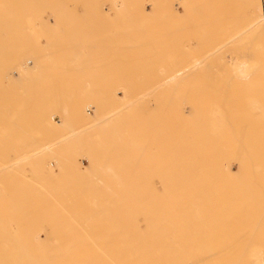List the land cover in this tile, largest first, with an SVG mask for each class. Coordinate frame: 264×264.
<instances>
[{
    "label": "rangeland",
    "instance_id": "1",
    "mask_svg": "<svg viewBox=\"0 0 264 264\" xmlns=\"http://www.w3.org/2000/svg\"><path fill=\"white\" fill-rule=\"evenodd\" d=\"M202 1L189 0L193 4L191 11L194 8L197 11L193 13L194 17H199L192 18L190 12L188 19L198 22L187 21L193 24L186 25L185 7H181L182 12L177 16L180 9L176 10L171 0H0V264H91V250H94L91 246L94 244L143 242L140 240L143 233L137 230L154 227L155 217L151 215L154 213L156 219L160 215L157 210L161 205L154 202L155 187L161 188V181L167 180H180L179 186H183L189 172V134L192 126L198 131L206 120L200 112L197 115L189 113L192 102L197 103L200 94L197 89L199 83L193 80L194 71H189L194 63L187 66L194 58L189 57V52L193 51L191 54L194 56L198 53L197 59L200 52L203 56L211 42L216 43L220 37L223 42L214 44V51L224 45L227 47L226 51L222 49L224 51L221 52L220 49L221 54L219 50L215 52L217 57L220 56L219 60L211 57L210 65L205 66L211 71L208 82L215 99V113L213 111L207 118L208 124L219 122L218 110L222 114H231L227 109L233 98L238 102L242 100V109H247L250 102L258 98V87H264V43H261L264 34L250 30L247 9L252 8L249 9L252 14L253 10L262 12L264 0H205L209 4ZM203 5H208L204 7L209 10L205 11ZM199 6L204 12L211 11V15L206 16L208 20L202 19L206 24L200 21L203 12L199 14L202 11ZM242 18L247 20L244 22ZM185 25L188 28L194 25L195 29L189 28L193 34L183 30ZM235 27L238 32H232L235 34V38H231L233 42L230 43L228 38L229 44L234 43L230 45L232 48H228L224 33L230 36L229 32ZM193 29L199 31L194 32ZM202 34H210L212 37L208 38L212 41ZM201 38L211 42L206 40L205 46L198 47ZM257 39L260 40L257 41L259 45ZM190 42L196 43L192 44L194 48ZM87 56L90 57L87 58L89 62L84 59ZM195 58L193 62L196 63ZM241 61H248L252 69L246 76L237 71L236 91L224 87V77L229 76L224 74L225 64L228 66L225 70L231 73ZM214 62H218L219 67ZM234 92L241 93V96ZM252 113L240 110L238 115ZM231 163L237 170L235 160ZM231 184L237 185L236 188ZM231 184V189H238L237 182L232 181ZM231 189L227 187L229 192ZM248 198L247 202H241L243 209L248 207L243 213L246 220L240 209L237 214L231 208L229 214L227 203L228 209L210 212L211 219L208 217V220L215 222L212 225L210 221H201L200 215L206 219L207 213L204 215V211H200L202 214L198 215V208L190 212L188 207L189 212H181L185 221L186 217L188 220L194 218L196 224L186 225L189 231H193V236L198 233L201 243L206 236L212 237L220 231V224L221 231L228 225L226 232H218L224 239H219V235L211 239L213 258L216 256L228 264H257L256 259L264 261L260 259L262 255L258 250H264V241L261 242L264 205L259 206L262 210L257 214V206ZM232 200L233 197L231 201L228 199V203L235 207ZM249 202L253 203V207L249 205L252 211ZM167 207L171 212L169 203L162 210L166 209L165 217L169 218L173 212L167 213ZM222 211L223 214L218 215ZM174 214V220H182L176 224H185L183 217L177 218L180 211ZM233 214L241 219L234 215L237 217L234 221ZM247 216L251 220L256 217V220L250 221ZM216 219L220 222L217 223ZM257 219L261 220L258 222ZM239 222L245 223L246 227L240 226ZM208 223L214 231L212 234L205 231L207 228L210 230ZM230 230L235 233L234 240ZM148 233L150 236V231ZM131 234L138 240H118ZM257 234L262 238L259 241ZM193 236L191 234L188 241L195 244L198 237L194 239ZM113 238L117 239L112 241ZM236 239L239 240L237 243ZM246 242H249V248ZM227 243L229 248L232 246L230 252ZM199 250L202 251L201 256L198 254L200 257L192 260L195 256L190 255V263L196 261L197 264L206 249ZM234 256L240 258L235 259Z\"/></svg>",
    "mask_w": 264,
    "mask_h": 264
},
{
    "label": "bare ground",
    "instance_id": "2",
    "mask_svg": "<svg viewBox=\"0 0 264 264\" xmlns=\"http://www.w3.org/2000/svg\"><path fill=\"white\" fill-rule=\"evenodd\" d=\"M61 1H63V0H61ZM150 1H152V0H150ZM171 1H173L172 6H176L175 7L176 10H179V9L181 10L183 7H185L184 8V11H185L184 16L187 18V20L185 19L186 20V23H185L186 25L188 24L187 21L188 22L189 21H192L193 23L194 22L196 23L197 20L194 21L192 18L197 19L199 16L198 17L196 16L197 18L194 17L193 13L195 14V12H197V11L194 10V9H196L194 7H193L194 9H192V11H191L190 6H192L193 4H191V2H189V0H175L176 3L174 2V0H171ZM108 2H109V0H108ZM165 2H166V0H165ZM206 2L207 1H205V3ZM144 3H146V1H144ZM202 3H204V2L202 1ZM202 3H200V4L202 5ZM200 4H198V5H200ZM207 4H209V3L207 2ZM204 6L205 7H209L208 5H203L202 7L205 8ZM249 7H251V6H249ZM199 8H201V6H199ZM186 9H187V11H186ZM249 9H252V8H249ZM249 9H247V12L249 11V16H247V17L250 19L249 20L250 22L249 21H247V22L251 23V29L250 30L256 32V34L257 33H261V31H262V33L264 34V9H263L262 12L261 11L260 12H255L253 10V14L251 13L252 11H250ZM180 10H179V12L178 11L176 12L177 16H180V13L182 12V10L181 11ZM206 10H209V8L208 9L205 8V11ZM211 10H212V8H211ZM190 12H192L191 13L192 14V18L191 19H188L191 16ZM202 12H203V14H205V17L207 16V14L211 15L210 14L211 11H210V13H208V11L207 12H204V10L202 9V11L199 12V14H201ZM203 14H201V19L199 18L200 21L202 19L203 20H206V19L208 20V17L205 18L204 16H202ZM219 15H220V13H219ZM181 16L184 17L183 15H181ZM250 17H252V18H250ZM210 19H212L211 16H210ZM210 19H209V21H210ZM218 19H221V18H218ZM242 19H244V18H242ZM203 20H202L201 23H203V22L205 23V21H203ZM246 20L244 19V22ZM209 21H207V22H209ZM184 22L185 21H183V23ZM192 22H190V23H192ZM234 22L236 24V21H234ZM180 23H181V25L183 24L182 22H180ZM190 23L188 25H190ZM215 23H217V22H215ZM235 24H233V25L230 24V25L231 26H234ZM241 24L244 25L243 22ZM186 25H185V27H184L183 30L189 31V28H191V30H192V27L194 28V25H192V27H189V28ZM230 25L227 26V27H230ZM200 26L202 27V25H200ZM200 26H198V27H200ZM241 26L242 25H239V27H241ZM247 26L249 27V24ZM82 28H84V27H82ZM197 29H199V28H197ZM203 29L204 28H202V30ZM239 29L242 30L244 28L242 27V29L241 28H239ZM183 30H182V32H183ZM191 30L189 31L190 33H192ZM211 30H209V31H211ZM228 30H231V29H228ZM245 30H247V27H246ZM196 31L197 30H194V32H196ZM227 31H226V33H228ZM235 31L238 32L237 29H236V27L233 29V31L231 30V32H229L230 36L229 35H226L223 32L224 35L226 36L225 39L227 38L225 41H226V44L228 43L227 45H229L228 48L231 47L230 45L233 46V44H234V43L233 44H229V42L230 41L233 42L232 39H233V37L235 38V34H233L232 32L235 33ZM189 32H187V33H189ZM201 32H199V35L201 34ZM211 32H213V31H211ZM204 33H206V32H204ZM213 33H215V32H213ZM231 34H233L234 36L231 35ZM189 35L191 36V34H189ZM215 35L216 34H214V36ZM219 35H220V33H219ZM224 35H223V37H224ZM190 36H188V37H190ZM203 36H206V35L204 34ZM209 36H211V35L209 34ZM209 36L207 35L206 37L208 38ZM221 36H222V34H221ZM227 36H229V37H227ZM200 37H202V36H200ZM215 37H217V36H215ZM202 38L204 39V37H202ZM202 38H201V40L203 41ZM221 38L222 37H220V39ZM228 38L229 39L232 38V39L231 40H228ZM80 39H82V38H80ZM208 39L211 40V38H208ZM208 39H206V40L208 41ZM215 39H213V40H215ZM220 39L218 41H220V43L223 42V40L221 39L222 40L221 41ZM84 40H85V37H84ZM206 40L203 41V45H200L202 41L199 40L200 41V44H198V47L199 46H205L204 42H206ZM211 41H208V42L210 43ZM235 41L236 40L234 39V42ZM257 41H260V40L257 39L256 42ZM262 41H261V43H264V41L263 42ZM190 43H191V45L192 44H196L194 42L193 43L190 42ZM211 43L212 44L210 46H212V45L214 46V44H216V43H214V41H212ZM261 43H260V46H262ZM223 44H225V42ZM221 45H216V46L218 47V46H221ZM258 45H259V43H258ZM258 45H256V46H258ZM194 46H193V48H194ZM210 46L209 47L207 46L209 49L206 48L207 50L203 53V56H201L202 55V52L199 51L200 52L199 53L200 56L198 55V58L197 59L195 57L197 56L196 54H198V53L194 52V53H196L195 56H194L193 54H191V53H193V51H191V53L189 52V57H191V58L194 57L195 60H196V63L193 62L194 61V58H192L193 60H191V61L187 60V61H189L188 64H187V66L191 62V63H194L193 65H195V67H196L195 68L196 70H195L193 68V65L190 63L191 64L190 65V68H193V69H190L189 68V71H192V70L194 71V75L195 76H193V73L192 72H190V74L194 77V78L192 77L193 80L194 81L196 80V83H199V87H197V89H198V91H200L199 93L201 94V95L199 94V98L197 100V103L196 102H192V104L190 106L189 113L191 115H197L200 112V113H202V115H204L203 117H205L206 120L209 117V115L213 113V111L215 113V110L213 108V106H214L213 104L215 102V99L212 97L213 96V93L210 90V87H211L210 85L211 84L209 85V82H208V80H209V76H208L209 74L208 73H210L211 71L209 72L210 68L208 70V67L206 68L205 66L206 65L207 66L210 65L208 61L210 60L211 57H216L217 60H219L218 57H220V56L217 57L216 54H215V52L217 50H219V53H220V49H221V52H222V51H224L222 49H225V51H226V48H227L226 45H224L223 48H220V47L217 48L216 47L217 49H216V51H214L215 46L214 47L212 46L213 48H210ZM254 46H255V44H254ZM196 47H197V45H196ZM259 48L260 47H257V50ZM94 49L95 48L93 47V50ZM228 50L229 49H227V51ZM259 50H261V49H259ZM79 52H80V50H79ZM96 52H97V50H96ZM216 53H218V51ZM190 54H191V56H190ZM105 55H107V54H105ZM88 57L89 56H87L84 59H87ZM97 57H98V55H97ZM189 57H188V59H189ZM233 57H235V56H233ZM236 57L238 58V56H236ZM23 58H26V57L24 56ZM112 58H114V57H112ZM237 58H235V60H238ZM73 59H76V57H74ZM185 59H187V58H185ZM232 59L234 61V58H232ZM88 60L89 59H87V61ZM240 60H241V58L238 61H240ZM238 61H237V63H238ZM106 62H108V61H106ZM9 63H10V61H9ZM22 63L24 64V61ZM217 63H215V65ZM248 64H249L248 61L247 62L246 61H243V62L241 61L239 63V66L237 68L235 67L236 70L235 69L233 70L234 72L232 70L230 71L231 73H227V70H225V69L228 68V66L226 67V64H225V66L223 65L224 66V74L225 75H229V76H227V78H226L225 75H223V76H225L224 78L226 80L222 76V79H223L222 82H224V80L226 81V82H224L225 83V86L224 87H230V88L233 89V91H234V89L236 91V82L238 80L237 71L241 72V74H243V75L246 76L247 73L250 71V69H252V67L249 66L250 64L249 65ZM79 65H81V64H79ZM84 65H86V64H84ZM219 65L220 64L218 63V67H219ZM234 65L236 66V63ZM234 65H233V68H234ZM1 66L2 65H0V67ZM211 66L212 67L214 66L213 65V62L211 64ZM18 67H19V65H18ZM186 68L188 70V67H186ZM217 69L220 70V68H217ZM225 71H226V73H225ZM230 74H233V75H230ZM188 78H190V77H188ZM238 94L241 96V93H238ZM238 94H236V96H238ZM257 94H258L257 95L258 98L256 100H252V101L250 100L251 101L250 104H249L250 106H248V108H247L249 110V112L250 111L253 112L252 113L253 115H251V114L250 115H238V112L240 110L241 111L244 110L246 113H247L248 110L247 109H242L243 108V107H241L242 106V100L238 102V100H236L235 98L232 97L233 99L228 103V109H227V111L229 113H231V114H222V111L221 110H218V112H217L218 114H216V116H217V121H219V122L210 125V124L207 123L206 120H205L206 122L203 120V122L199 126V130L198 131H196L197 128L195 126H192V131L189 134V157H188V165H187V169H189V172H187V177L188 178H186L185 181H183L184 183L182 184L183 186H181V187L179 186V184L182 183V181H180V180L161 181V188H158L157 186L155 187V190L153 191V195H154V199H155L154 202H156L155 204L161 205L160 206L161 208L159 207L160 209L157 210L158 211V214H160V215H157V219H156V216H155L154 213H153V215H151V216L155 217L154 218V221H153L154 224H155L154 227H152L150 229L149 228H143V229L137 230V232L138 231H142V233H143V235H140V240L143 241L142 243H138V244H130V243H124V244L111 243L110 244V243H103V244H94V245H92L91 248H94V250H91V256H90V258H91V264H193V263H190V261L192 259V256H190V255H193V257L195 256V258H193L192 260H195V259H197V257H200L201 256L200 255V252H202V251L199 250L200 248L206 249V250H205V253L201 257L202 259L199 258L200 261L198 259L197 264H224V263L225 264H228L229 263L227 261H226L227 262L226 263L224 260H221V259L219 260L218 258H216V256H214L215 259L213 258V253H212L213 252L212 251L213 250L212 249L213 245L211 244V239H212V237L214 235H219V237H218L219 239H222V238L224 239V236L220 238V233H218V232L221 231V224H220V231H216L215 232L216 234H214V235L212 234L214 231L212 232V229H211L212 226L211 225H212V222H213V224H215V222H214V220H208V217H209V214L211 215L210 212H212V211H214V212L215 211H221L225 207H226V209H228V207H227L228 205L230 207L229 208L230 210L228 211V213L232 209H234L235 212L237 214H239L238 213V209H240L241 212H242V215H243V213L245 212V210H247L248 207L245 206L246 208L243 209L244 208V205H242L241 202H243L244 200H246V202H247V198H248L247 196H249V195L251 197L253 195L255 196V198L249 197L248 200L252 199L251 202H254L255 203V206H257V208H258L257 209V212H256V208H255V210L253 208V211H255L257 214H258V210H260L259 209V206L260 205L261 206L264 205V203H263V201H264V87H260L259 86L258 87V93ZM240 99H241V97H240ZM232 131L234 132V134H232L233 133ZM247 132H248V134H247ZM232 160H235V162L237 163V170H234L233 169L232 163H231ZM232 181L233 182L234 181L237 182V184L239 186V187H237L238 189H233V187L236 188L237 185L236 186H233L231 184ZM228 184L229 185L231 184L233 186L232 187L233 193H232V189L230 188L231 185L229 186ZM240 184H241V186H240ZM227 187H228V189H231L230 190L231 192H229V190H227ZM248 188H250L249 190H250V192L252 191V193H250V192H249V194L246 193ZM227 192H229V193H227ZM230 193H232V194H230ZM232 197L234 199V201L232 200L233 201V204L235 203L237 205L236 206L234 204V206L237 208V211H236V208L233 207V205L231 203H228L229 202L228 199L231 201ZM181 198H182V200H181ZM187 198H191V200L190 199H187ZM196 198L201 199V201L200 200L198 201V199L196 200ZM163 199H165V200L167 199L169 201L168 202L167 201L165 202V200H163ZM170 199L173 200L174 202H172V201L170 202ZM174 199H176L177 202ZM158 200H162V201H158ZM194 200H195V202H194ZM187 201H189L190 203H188ZM223 201H225V202L223 203ZM166 203H169V207L171 208V212H173V213H171L170 212V209H168V207H167V213L169 212V213L172 214V216H170L169 214H168V216H170L171 218H173V220H174V216H176L174 213H177V212L179 213V211H180V214H181V212L183 210L185 212L186 210L188 211L189 208H190L189 211L191 209H192L191 211H193V208H195V209L198 208V210H199L198 215L202 214L203 211H204V215H206L205 213H207V217H206L207 220L205 219V217H203V215H200L203 219L200 218V217L199 218L201 219V221L204 220V221H202L203 223H207V221H210L211 225L209 223L208 224L211 226L210 227V230L211 231L210 230H207L208 228L205 231H207V232L209 231L212 234V237H210L209 235L206 236L204 238V243H201L200 241H198L199 240V237L197 236L198 233L195 234V236H197L198 239H197V237L193 236L194 235L193 231L192 230L189 231L186 223H188V225L190 223H191V225L192 224L194 225V223L196 224L194 218H190L188 220V217H186V215H185V217L187 218V221H185L183 214H181L182 216L181 215H178L177 218L180 216V218L182 219V217H183V221H184L183 223H185V224L181 225V224H176V222L179 221V218H178V220L175 219L176 221L174 220V222H173L172 219H169L170 217L169 218L165 217V215H166L165 212L166 211H164V210H166V209L162 210V208L166 205ZM250 204L253 207V203H250L249 202L248 203V206ZM230 205H232V207ZM249 209H251V211H252V208H250V206H249ZM261 210H260V212H261ZM159 211H160V213H159ZM163 211H164V214H163ZM200 211H202V213ZM223 212L224 211L220 212V214H218V215H221V213L223 214ZM241 212H240V214H241ZM232 213H234V212H232ZM225 214H226V210H225ZM237 214H233V216H232L233 220H234V218H237L236 216H238L240 218V216L237 215ZM234 215H236V216H234ZM248 215H250V213H248ZM262 215L264 217V214L263 213H262ZM163 216H164V218H163ZM255 216L257 217V215H255ZM260 216L261 215H259L258 217H260ZM160 217H161V219H160ZM222 217H224V215ZM242 217L245 218V220H246V215H243ZM250 217H251V215H250ZM256 217H253L252 220L254 219L253 221H255L256 220L255 219ZM247 218H249V217L247 216ZM167 219H169V220H167ZM229 219L231 220V217ZM249 219H250V221H252L251 218H249ZM161 220H163L164 223L161 222ZM192 220H194V221L192 222ZM205 220H206V222H205ZM260 220L261 219H259L258 222ZM159 221H160L161 224L159 223ZM167 221L168 222L170 221L171 223L173 222V224L170 225V223L168 224ZM237 221H236V223H237ZM247 221H246V224L248 223ZM156 222H157L158 225H156ZM179 222H182V220L179 221ZM219 222L217 220V223H219ZM241 222H242V220H241ZM231 223H232V221H231ZM256 223H257V221H256ZM256 223H254V224H256ZM200 224H201V222H200ZM223 224H224V222H223ZM238 224H240V222ZM244 224L245 223H243V225L240 224V226L242 225V226H245L246 227V225H244ZM184 225H186V229L188 231L183 228ZM218 225H217V227H218ZM224 226H225V224H224ZM248 226H249V224H248ZM252 226L253 225L251 224V227ZM256 226L255 227L258 228V223L256 224ZM206 227H207V225H206ZM214 227H216V225ZM214 227H213V229H215ZM227 227H228V225H227ZM227 227H225V228H227ZM238 227H239V225H238ZM245 227H244V229H245ZM189 228L191 229L192 227H189ZM203 228H204V226H203ZM225 228H224V231L226 232V230H228V229L225 230ZM231 228H233V225H232ZM239 228L241 229L242 227H239ZM262 228H264V227H261V229ZM218 229H219V227H218ZM185 230L187 231L186 232L187 234L184 233ZM148 231H150V236H148L149 235ZM224 231H221V232L223 233ZM232 231H234V229H232ZM241 231H242V229H241ZM251 231H254V230L251 229ZM259 232H260V229L258 230V233ZM190 233L192 234V236L194 237V239L195 238L197 239V241H198L197 243L198 244L196 243V241L193 238H192V240L195 241V244H193L192 242H189L188 241V239L191 236ZM241 233H243V232H240V234ZM249 233H250V236H251L252 235L251 232H249ZM188 234H189V236H188ZM231 234H232V236H233L232 238L234 240L235 233L232 232ZM231 234L229 236L230 239H231ZM222 235H224V234H222ZM258 235L259 234H257V236ZM261 235L263 236V233L262 232H261ZM131 236H132V238H131ZM131 236H129L128 238H125V239H118V240L133 241V240L136 239L135 238L136 235L134 237V235L131 234ZM250 236H248V239H251ZM240 237H241V235H240ZM252 238H253V236H252ZM116 239L117 238H113L112 241L113 240H116ZM259 239H262V238L258 236V241H259ZM136 240H138V239H136ZM237 240L238 239H236V243H237ZM242 241H243V239H242ZM263 241H264V236H263V239L261 240V242H263ZM214 242L216 243L217 240L214 239ZM220 242H222V241L220 240ZM220 242H219V244H220ZM223 242H224V240H223ZM246 243H247V247L249 248V244H248L249 242H246ZM203 244L205 245V248H203V246H204ZM217 244H218V242H217ZM197 245H198V247L196 248ZM227 245H228V243H227ZM245 245L246 244H243V246H245ZM230 246H231V244H230ZM218 247L221 248V245H218ZM235 247H237V246H235ZM195 248H196V250H195ZM228 248H229V245H228ZM231 248H232V246L229 248V252H230V249ZM197 249L199 251H197ZM244 249L245 248H243V250ZM225 250H226V248H225ZM239 250H240V248H239ZM258 250H259V253H261V255H262V258L260 257V259H264V253H263L264 250L262 249L263 252H261V249H258ZM258 250H257L256 253H258ZM223 251L224 250L222 249V252ZM194 252L196 253V255L194 254ZM224 253H226V252L224 251ZM234 253H235V250H234ZM256 253H254V256H255ZM198 254L200 256H198ZM241 254H242V251H241ZM241 254H240V256H242ZM229 255H230V253H229ZM236 255H237V252H236ZM257 255H258V257L261 256L260 254H257ZM224 256H225V254H224ZM247 256H249L248 253H247ZM254 256H253V259H256ZM84 257H85V253H84ZM189 257H190V259H189ZM221 258L223 259L224 257H221ZM236 258L239 259L240 257L237 256V257H235V259ZM245 258H247V257H245ZM245 258H243V259H245ZM203 259H204V262H202ZM227 259H229V258H227ZM256 262H257V264H258V262L262 264L264 261L261 262L259 259L258 260L256 259ZM195 263H196V261H195ZM234 264H238V263H234Z\"/></svg>",
    "mask_w": 264,
    "mask_h": 264
}]
</instances>
